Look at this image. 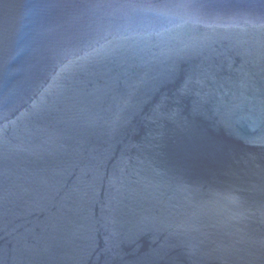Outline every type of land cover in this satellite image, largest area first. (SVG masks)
Masks as SVG:
<instances>
[{"label": "water", "instance_id": "1", "mask_svg": "<svg viewBox=\"0 0 264 264\" xmlns=\"http://www.w3.org/2000/svg\"><path fill=\"white\" fill-rule=\"evenodd\" d=\"M0 264H264V0H0Z\"/></svg>", "mask_w": 264, "mask_h": 264}]
</instances>
